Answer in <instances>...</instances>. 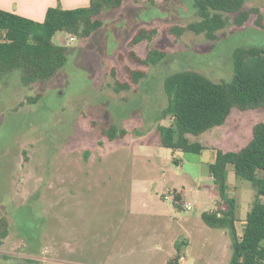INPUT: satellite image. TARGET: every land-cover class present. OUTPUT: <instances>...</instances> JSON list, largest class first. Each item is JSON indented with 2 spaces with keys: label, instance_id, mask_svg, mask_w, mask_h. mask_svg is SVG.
Instances as JSON below:
<instances>
[{
  "label": "rangeland",
  "instance_id": "obj_1",
  "mask_svg": "<svg viewBox=\"0 0 264 264\" xmlns=\"http://www.w3.org/2000/svg\"><path fill=\"white\" fill-rule=\"evenodd\" d=\"M245 9L254 11L246 24L239 27L234 14H224L227 24L212 41L188 28L200 20L194 0H123L118 8L106 6L91 36L60 31L52 37L69 52L50 80L24 85L21 70L3 77L0 221L7 220L8 235H0V264H167L168 254L172 260L184 256L175 264H230L232 251L220 247L230 234L224 238L222 228L202 219L222 203L207 163L215 150L245 147L253 126L264 122V108H233L224 124L189 135L205 145L200 153L162 146L157 126L172 123L160 117L168 103L166 76L191 69L230 81L234 49L264 47V0H248ZM141 28L156 32L131 46ZM153 47L167 53L157 64L130 56L134 51L145 58ZM131 69L146 76L117 91ZM111 123L125 135L109 140L102 129ZM231 184L247 186L243 194L254 197L251 183L237 178L232 165L228 190L235 196ZM168 193L181 199H165ZM151 210L171 221L159 236L145 235L148 246L163 245L157 262L135 243L142 232L136 223ZM182 240L187 244L178 252Z\"/></svg>",
  "mask_w": 264,
  "mask_h": 264
},
{
  "label": "trees",
  "instance_id": "obj_2",
  "mask_svg": "<svg viewBox=\"0 0 264 264\" xmlns=\"http://www.w3.org/2000/svg\"><path fill=\"white\" fill-rule=\"evenodd\" d=\"M123 0H91L87 7L64 9L50 7L43 22L0 9V81L14 71L21 70L22 83L31 85L37 81L53 78L68 60L67 44H54L52 37L65 31L73 36L87 38L102 26L100 15L106 6L118 8ZM248 0H194V8L200 20L188 28L197 34H204L209 40L217 38V32L224 28L227 19L224 14H234V22L241 27L246 24L253 10H246ZM261 25L260 20L256 21ZM181 30L178 28V31ZM156 30L145 28L132 38L130 45L152 39ZM158 48H150L145 58L134 51L130 56L142 65L157 64L166 56ZM234 72L230 81H214L196 70H180L164 79V91L168 98L162 109L161 119L171 118L170 125L158 124L160 144L164 147L185 152H202L206 147L199 141H192L189 135L198 136L215 126L224 124L233 108L240 110L264 108V47L238 46L233 51ZM129 81L117 82L115 89L128 90L146 76V72L131 69ZM109 140L124 136L116 123L102 129ZM233 166L237 178L247 180L256 191L257 199L246 217V226L241 237L236 229V202L227 191L228 171ZM264 170V122L253 126L250 142L237 151L217 150L216 158L208 164V172L217 186L220 206L202 213V219L211 227L228 229L233 242L230 264H264V177L258 171ZM175 198L180 200L177 193ZM1 237L8 235V222L1 219ZM178 246V252L181 247ZM177 254L174 260L177 261Z\"/></svg>",
  "mask_w": 264,
  "mask_h": 264
},
{
  "label": "crops",
  "instance_id": "obj_3",
  "mask_svg": "<svg viewBox=\"0 0 264 264\" xmlns=\"http://www.w3.org/2000/svg\"><path fill=\"white\" fill-rule=\"evenodd\" d=\"M91 0H0V9L10 11L19 15H22L24 17L33 19L38 22H43L46 16V12L50 7H56L60 6L64 9H74V8H80V7H87L90 5ZM217 151L215 150L214 154H212L211 161L207 163L208 164L213 162L216 158ZM264 170L258 171L259 172ZM229 174V171H228ZM212 177V176H211ZM227 184H228V178H227ZM233 187V193L235 196H232L235 199L236 202V229L238 236L241 237L244 233V229L246 226V217L248 212L251 210L254 202L257 199L256 191L254 193V197L252 199H248V195L243 194V188L242 186H237L235 184H231ZM234 186L236 188H234ZM227 191L229 193V190L227 188ZM260 201L264 202V198H261ZM185 208V207H184ZM213 210V209H212ZM211 210V211H212ZM130 216H140V213L131 211L129 212ZM144 215L147 217L144 221L138 222V225L136 223V226H140V229H142V232L138 233V237H136L135 243H141L140 247L143 248L146 252V254L150 257L151 262H157L158 257L162 254L164 251L162 244H151L148 246V243H145L146 236L148 233L151 235H154V237L159 236L160 232L163 230L162 226L167 224L168 226L171 225V221H165L163 215L160 212H157L155 210H151L147 213H144ZM223 229V236L224 238H227L229 232L228 229ZM139 243V244H140ZM181 248L187 244L186 241L182 240L181 242L177 243ZM143 245V247H142ZM220 247L226 248L229 247V250L233 251V242L232 239H225L220 242ZM232 256V255H231ZM232 258V257H231ZM167 261V264L169 260H171V256L168 254L165 258ZM182 260L179 259V262ZM185 261V259L183 260ZM178 264V263H176Z\"/></svg>",
  "mask_w": 264,
  "mask_h": 264
},
{
  "label": "built area",
  "instance_id": "obj_4",
  "mask_svg": "<svg viewBox=\"0 0 264 264\" xmlns=\"http://www.w3.org/2000/svg\"><path fill=\"white\" fill-rule=\"evenodd\" d=\"M70 39H71V40H74V37L71 36ZM172 195H173V194H172ZM172 195L169 194V193H168V194H165V195H164V198H165V199H171V198L174 199L175 196L173 197ZM184 207H185L186 209H188V210H189V209H192V206H191V204H190L189 202H185V203H184ZM179 259L183 261L185 258H184V256H180Z\"/></svg>",
  "mask_w": 264,
  "mask_h": 264
}]
</instances>
